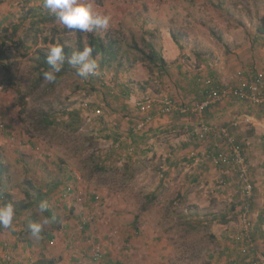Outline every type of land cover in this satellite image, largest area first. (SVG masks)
<instances>
[{
    "label": "rangeland",
    "instance_id": "rangeland-1",
    "mask_svg": "<svg viewBox=\"0 0 264 264\" xmlns=\"http://www.w3.org/2000/svg\"><path fill=\"white\" fill-rule=\"evenodd\" d=\"M83 2H91L94 13L108 16L106 0ZM20 5L11 21H6L7 26H0L8 33L16 27L15 35L20 36L18 39L14 35V41L6 43V53H0V164L5 167L1 184L3 187L12 181L15 186L11 195L19 214L14 225L16 231H22L19 239L36 244L28 226L42 223L45 215L38 212V203L27 210L21 207L30 201L25 192L37 198L40 191L60 225L59 230L53 222L43 225L42 240L53 233L63 245V239L64 243L68 241L61 229L66 224L83 238L74 236L66 251L67 260L72 254L71 259L89 263V255L100 249L103 259L92 264H241L229 251L235 250L228 236L230 230L217 224L222 220L212 223L207 215L210 211L200 209L193 199L180 198L172 193L173 187L164 190L158 186L162 171L159 164L166 151L161 143L158 150L146 152L154 142L146 133L150 126L137 130L146 118L139 103L144 97L160 101L176 96L178 88L172 80L193 75L203 66L205 72H198L204 73L200 78L208 74L212 77L210 72L216 65H191L192 58L206 57L202 48L210 49L211 43L224 51L223 46L232 49V42L240 44L244 35L249 40V33L264 18V0H124L119 8V13L127 14L123 22L110 21L107 30L93 32L106 46L112 43L110 54L98 58L99 75L84 79L75 73L66 74L53 83L42 80L40 84L38 51L47 53L55 44L78 51L79 37L83 48L88 47L89 32L67 29L44 4L36 7L22 1ZM136 35L138 42L134 40ZM169 40L182 49L198 50L195 56L186 54L184 60L189 65H167L163 73L144 60L141 51L149 52L152 47L164 51ZM20 99H24V107ZM126 103L133 104L129 112ZM45 115L51 118L48 126L41 122ZM128 116L138 133L132 134L130 128L123 140L125 146H118L119 135L113 134L122 131L121 123L126 124ZM106 121L113 127H106ZM109 131L110 138L104 135ZM142 135L148 138L147 145L138 139ZM130 137L139 145L133 140L129 143ZM206 187L205 193L210 191ZM77 197H84L82 206ZM92 197H97L95 203ZM212 204L222 211V206L214 201ZM85 216L89 222L81 229ZM258 232L264 234V228ZM257 248L264 252V242ZM237 251L242 257L239 248ZM63 259L55 264L68 262Z\"/></svg>",
    "mask_w": 264,
    "mask_h": 264
},
{
    "label": "crops",
    "instance_id": "crops-1",
    "mask_svg": "<svg viewBox=\"0 0 264 264\" xmlns=\"http://www.w3.org/2000/svg\"><path fill=\"white\" fill-rule=\"evenodd\" d=\"M22 1L36 7L43 6L44 4V0H38L36 2L34 0H0V26L3 23L7 26L6 21H11L13 12H15L18 6H21L20 4H22ZM123 3L124 0H106L105 9L107 11L105 13L112 19L110 21L120 22L122 17H126V13H119V8ZM139 5L140 4H138V7ZM262 18L263 17H261V19ZM15 28L16 27L12 28L10 33L4 28L5 31H7V37L3 39V41H14L15 38L20 39L19 35H15ZM224 32L229 38L226 30ZM249 34H251L248 35L251 36V38L247 41L246 35H244L240 44L233 45L235 41L232 42V49H230L229 45L223 46L227 51H225V49L222 51L214 43L210 44L212 46L208 50L202 48V50L207 53V56L202 57V60L197 57L198 60L192 58L191 62L193 64L191 63V65H216L215 67L212 66V71L216 72H213L214 74L212 77L208 74V76L206 75L207 77L200 78V75L205 72L203 66L199 71H195L193 75L186 74L187 76L185 75L183 78L176 76V80L173 79L172 83L174 82L178 91L176 96L171 94V97H176V99L180 98V102L184 104L200 101L205 95L206 87L204 81L208 79L212 81V85L215 88H225L224 86L248 87L253 77L257 75H261L264 79V34L257 32V28ZM14 35L16 36L15 38ZM137 36L138 35L134 37L136 42H138ZM111 44L112 43H110V45L108 44V47H110ZM228 44H231L230 39L228 40ZM166 45L167 49H163L164 51L160 49L159 52L163 53L160 54H162L167 65H189V61L185 62L184 60L186 59V54H189L188 56L194 54L195 56L196 54L194 52L198 50L195 47L193 49H182L176 42H173V40L166 41ZM2 57L3 55L0 59H2ZM206 58H208V60H206ZM202 69L203 72L198 74ZM210 74H212V72H210ZM217 78L222 83L218 82ZM184 83H186V85ZM171 91L176 92L173 88ZM130 106H133V104L127 105L126 103L125 108L127 111L131 108ZM156 108L158 107L156 106ZM156 108L153 111L152 122L147 124V126H150V130L146 131L150 136L151 142H154V145L152 147L150 145L149 148L147 147L148 151L146 152L152 153L158 150V148H160L159 144L163 143L164 147L161 149L166 152L164 159L161 160L159 164V168L162 171L159 175L158 186L160 185L162 188L165 187L164 190L173 187L172 193L175 195L178 194L179 197H183L184 200L193 199L194 203H197L196 206H199V208L201 207L200 209L204 208V211H210V213L207 214L210 219L216 215L218 217L227 216V219H231L234 213L238 212L241 206L240 203L243 199L241 197L237 177L232 170L224 165L217 166L213 162V159L217 156L216 153H226L227 147L223 145L220 149L218 148V150H215L214 146L217 142L215 137L210 136L206 141L200 143L196 135L199 133L201 126L206 124L230 127L236 141L245 151L255 185L253 197L250 198L251 211L249 218L252 221V227L249 236L247 235L246 237L245 235L243 236L242 233L240 234V230L243 227L241 225L239 226L238 221H230L228 236L231 237L233 248L236 250L235 252V250L229 249L230 254L236 255L234 258H239L241 264H246L245 260L247 261L249 257L245 258L242 254L241 257L237 251L238 248L241 249L242 243L245 244L247 239L255 242L257 245H260V242H264V234L258 232L264 228V107L255 108L242 102L226 101L211 106L203 115L194 116L192 119L187 116H182L180 113L173 116L176 118L172 116H161L158 114ZM131 115H134V113H131ZM131 120L133 119L128 116L126 120L128 122L126 124L124 123L125 121L121 123L122 131L118 129L115 131L116 134H113L119 135L116 145L119 146V144L122 143V146H125L123 140L126 138L125 136L128 131L130 132V128L132 134L138 133L134 129ZM246 120H249L250 123H246ZM234 121H240V127H232L231 125H233ZM108 122L110 121L105 122L106 127H113V123L108 125ZM110 134H112L111 131H109V134L104 135L110 138ZM147 134L145 135L147 136ZM146 136L138 138L140 141L142 140L141 143L145 145H147L148 140V138L145 139ZM125 142H127V140ZM129 143H132L131 140ZM165 143L166 145H164ZM136 144L139 145V143ZM179 171L180 174H178ZM8 180L10 182L11 178L9 179L8 177ZM12 184V181L10 184L7 183L3 187L1 184L0 198L5 194L6 187L9 186V189H6V193L8 200L11 198L10 200L12 201L14 192L11 190V187L15 189V186ZM205 185L208 186L206 187ZM205 187L206 190L210 191L205 193ZM158 189H160V187H158ZM199 189L203 190L198 194ZM67 190L69 191V188ZM64 195L66 196L65 193ZM206 195L210 199H206ZM96 199L97 198H95V200ZM95 200L94 197L91 198L92 203H95ZM212 201L216 202V205L222 206V211H219L217 206V208H215ZM11 204L13 205L12 202ZM0 205L5 204L0 200ZM192 209H194V207H192ZM190 212H192V210ZM18 216V212L15 211L14 223L11 229L0 228V255L3 256V254H7L12 257L11 262H2L1 264H34L40 259L56 260L57 262L61 257H64L63 261H68L66 264H78L79 262L82 264H92L93 261L88 263L82 262L83 260H79L78 258L71 259L70 255L72 254H69L70 259H66V251L71 248L70 242L75 241L74 236L79 238L78 233L75 232L77 231L76 229H70L67 224L61 228L63 229L62 234L65 236V239L68 237L66 243H64L63 239V245L59 243L61 239L59 237L57 238L53 233L46 236L43 240L42 238L38 241L36 240V244L32 245V242H29L28 239L25 241L19 239L22 236V231H16L17 229L14 227V225L17 224L15 220H17ZM236 217L238 218L237 215ZM262 236V240L258 243L257 239ZM91 237L92 235H89L88 238ZM80 239L81 238H79V240ZM72 252L75 255V251ZM110 255L112 256L113 254Z\"/></svg>",
    "mask_w": 264,
    "mask_h": 264
},
{
    "label": "built area",
    "instance_id": "built-area-1",
    "mask_svg": "<svg viewBox=\"0 0 264 264\" xmlns=\"http://www.w3.org/2000/svg\"><path fill=\"white\" fill-rule=\"evenodd\" d=\"M7 37L5 29L0 27V45L3 43V39ZM10 44V43H9ZM206 87L204 98L200 101L191 103L190 105H184L178 99L174 97H164L156 101L150 97H144L139 103L140 110L146 114L145 121L140 124L137 130L150 124L153 120V108L158 105V114L169 115L172 113H181L191 116H201L207 109L218 103L226 101H237L245 103L251 107H264V79L261 75L254 76L252 82L248 87H227V88H215L212 85L211 80L204 81ZM250 123L249 120L245 121ZM240 121H234V128L240 127ZM136 130V129H135ZM200 141H206L208 137L212 136L217 139L214 146L215 150L218 148L227 147L226 153H220L213 159L215 165H224L229 167L232 172L236 175L237 181L240 186V193L243 199L239 211L237 213V221L239 226L243 228L240 230V234L243 236H249L252 227V221L249 218L250 215V198L253 197L255 185L251 174V168L247 160L245 152L236 143L234 133L229 127H219L216 125H202L199 133L197 134ZM221 141V145H220ZM133 150L130 149L131 153ZM70 191V189H69ZM77 202L82 206L84 197H77ZM89 220L87 217L81 218V229H84L88 225ZM241 228V227H240ZM246 243H242L240 252L243 256L250 258V264H264V252L258 251L257 244L251 240H246ZM104 257V253L100 249H94L90 254V258L93 262H100ZM12 257L3 254L0 255V264L2 262H11ZM237 264V263H233ZM239 264V263H238Z\"/></svg>",
    "mask_w": 264,
    "mask_h": 264
},
{
    "label": "clouds",
    "instance_id": "clouds-1",
    "mask_svg": "<svg viewBox=\"0 0 264 264\" xmlns=\"http://www.w3.org/2000/svg\"><path fill=\"white\" fill-rule=\"evenodd\" d=\"M44 7L53 13L57 20L69 30L79 32H94L96 30H107L110 17L93 12L91 2L83 0H44ZM94 49L86 47L83 50L73 51L69 56L64 46L55 44L47 52L46 62L49 68L43 72V79L53 83L57 79L65 63L76 69V75L87 79L89 76H97L100 73L98 58L99 52L93 55ZM47 201H41L38 212L44 214L48 211ZM15 209L11 203L0 205V228L11 229L14 223ZM54 222L52 218L44 217L42 223H31L28 226L31 236L39 240L41 238L42 226Z\"/></svg>",
    "mask_w": 264,
    "mask_h": 264
},
{
    "label": "trees",
    "instance_id": "trees-1",
    "mask_svg": "<svg viewBox=\"0 0 264 264\" xmlns=\"http://www.w3.org/2000/svg\"><path fill=\"white\" fill-rule=\"evenodd\" d=\"M257 32H259L261 34H264V18L261 19L260 25L257 26ZM87 37H88V47H92L94 49V52H93L94 56H95L96 52H99L100 56H104V57L106 55L110 54L111 46L110 47L106 46L103 43V41H102V39L100 37L95 36L93 34V32L88 33ZM81 40H82L81 37H79V43H78L79 50H83L84 49L83 48V43L81 42ZM7 42L10 43L11 41L10 40L9 41H3V43L0 45V53H4L6 51V49L8 47L6 45ZM60 45L64 46V50L69 56L72 54L73 50L70 47H67L64 44H60ZM141 52H142V56H143L144 60L148 61L150 64H153L154 66L156 65L157 67L160 68V70L163 73H165L167 64H166L162 54H160V52L155 50V48H153V47L149 50V52H143V51H141ZM46 56H47V53H45L43 51H38V60H37L36 70L39 72V79H38L39 80L38 81L39 84H40V81L44 80L43 79V72L49 68V65L46 62ZM213 72H216V71H212V74H214ZM73 73L76 74V69L74 67H72L71 65L65 63V65L63 66L62 71L60 73H57L56 81H58L62 76L66 75V74H73ZM89 77H91V76H89ZM181 103H183V102H181ZM19 104L22 107H24V105H25L24 99H20ZM190 104H184V105H190ZM261 108H263V107H261ZM180 115L189 116L188 118H190V119H192V117H194V116H191L189 114L186 115V114H181L180 113ZM50 119H51L50 117L45 115L43 117V119H41V122L45 123V125L48 126L49 124H51ZM216 126H218V125H216ZM219 127H225V126H219ZM196 137H197V140H199L198 135H196ZM130 140L132 142L133 137L132 138L130 137ZM199 142L202 143L203 141L199 140ZM133 143L136 144L134 142V140H133ZM236 143H237L238 146H240L237 141H236ZM240 148L243 150V148L241 146H240ZM220 153L221 152H218V153H216V155L218 156V155H220ZM108 154H110V153L108 152ZM0 155H1V151H0ZM4 172H5V167H3V165L0 164V185H1V182H2L1 178H2V175L4 174ZM0 188H1V186H0ZM25 197L30 199V201H28L25 205H22V207H21L22 210H27V209L35 206L37 203L39 204L41 201L45 200L44 194L41 193L40 191L37 192V198H34L33 195L30 193V191L29 192L28 191L25 192ZM62 198H64V194H62ZM95 198H97V197H94V200H95ZM153 198H155V197L153 196ZM10 199L8 200L7 194L1 196V198H0V200L3 201L4 204L11 203L12 201ZM242 202H243V200L241 201L240 205L242 204ZM249 206H250V201H249ZM250 211H251V207H250ZM44 215H45V217L52 218V220L54 221L53 223H55L57 225L55 228L58 229V226H59V229H60V225H58V222H56V221H58V217L55 216L50 209H48V211L46 213H44ZM236 215H237V213H234V216H232L231 219H229V218L227 219V216L218 217L216 215L215 217H213L211 219V222L212 223L213 222L217 223L219 220H222L221 223H217V224L220 225L221 227L223 226L226 230H230V225H229L230 221H234L237 218ZM55 262H56L55 260H41L40 259L37 262H35L34 264H55Z\"/></svg>",
    "mask_w": 264,
    "mask_h": 264
}]
</instances>
